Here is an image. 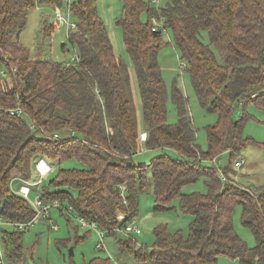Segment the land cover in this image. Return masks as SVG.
Wrapping results in <instances>:
<instances>
[{"label":"trees","instance_id":"1","mask_svg":"<svg viewBox=\"0 0 264 264\" xmlns=\"http://www.w3.org/2000/svg\"><path fill=\"white\" fill-rule=\"evenodd\" d=\"M64 2L0 0V64L13 79L9 88L0 85V218L23 223L33 216L21 197L9 193L13 177L34 180L38 159L59 164L74 158L81 168L59 169L46 185L40 184L41 197L67 203L106 235L116 238L113 229L137 215L138 193L146 190L148 178L154 210L172 209L177 200L179 210L190 216L186 236L155 226L148 249L136 245L131 237L135 233L119 238L120 251L132 255L136 264H217L219 256L239 264H264V186L252 189L229 179L231 163L222 168L221 178L220 165L210 160L226 152L231 159L246 144H257L242 134L245 114L238 120L232 115L248 103L264 111V0H122L117 24L134 68L144 140L136 127L128 67L113 53L95 0H71L67 7L76 23L67 39L77 48V62L39 56L43 39L54 29L47 22H42L35 57L20 42L27 16L37 4L61 7ZM154 19L171 30L200 107L217 115L216 122L204 128L206 150L195 141L187 97L175 82L170 98L177 120L166 122L168 94L157 61L166 42L162 31L151 30ZM141 144L159 152L150 159L149 177L145 165L132 158ZM260 146L264 152V141ZM166 149L174 150L176 157ZM139 165L145 169L142 177ZM200 178L204 193L181 192ZM237 204L241 224L253 235L252 247L234 230ZM118 210L126 211L124 221L117 220ZM23 232L0 230L3 264L24 263ZM107 262L94 258L88 264Z\"/></svg>","mask_w":264,"mask_h":264},{"label":"rangeland","instance_id":"2","mask_svg":"<svg viewBox=\"0 0 264 264\" xmlns=\"http://www.w3.org/2000/svg\"><path fill=\"white\" fill-rule=\"evenodd\" d=\"M122 4V0H95L97 15L105 25L113 53L117 58L123 60L128 67L132 99L135 107L136 127L138 132H141L144 129V125L142 122L141 101L134 68L124 48L122 29L117 24V20L122 15ZM161 5L162 1H159L158 6ZM56 8L59 10L64 21L73 20L68 14L65 2L61 7L37 4L35 8L29 12L26 26L21 32L19 40L28 48L30 56L35 57L38 52L36 43L41 39L39 33L42 22H47L48 28L51 29L49 24L54 21ZM67 33L68 31L65 25H58L57 28L53 29L49 37L43 39V48L39 56L58 62H70V59L74 58L77 54V48L68 41ZM202 37L203 40L207 42L205 34H203ZM162 39L166 42V45L159 51L157 61L168 94L166 103V122L174 124L177 120L176 110L170 98L171 87L175 82L177 88L187 97V106L195 129V141L202 150H206L207 145L204 128L207 125L214 124L217 120V115L208 113L200 107L186 71H182L179 68L181 61L180 53L175 47L173 34L169 28L162 31ZM62 44H64V49H61ZM9 78V70L4 64H0V85L2 84L4 88L11 87L13 79ZM242 113L246 116L242 127V134L245 138H249L257 144H246L239 152L235 153L231 159L228 155L229 152L223 153V155L216 160L220 165L217 172L219 174L222 172L223 167L231 163L229 169H232L233 172L231 175L229 174V179H234L239 185L253 189L264 186V152L260 146V143L264 141V111L257 108L252 103H248L243 107H236L232 118L238 120ZM140 140H144L141 139V135ZM165 152L175 157L177 155L176 152L171 149H166ZM158 153V151L146 149L143 144H141L139 151L134 154L132 158L135 163L145 165L147 169L146 175L149 177L150 173L148 171L150 169L148 164L150 159ZM213 158L215 157H212L210 160L212 161ZM241 158L244 160L243 165L235 168L233 166L234 162ZM206 161L209 163L208 160ZM47 163L50 166V171L43 178L42 185H46L48 180L58 173L59 169H80L82 166L74 158L60 162L59 164ZM143 167L144 166L139 165V169H137L139 177L145 175V169ZM205 191L206 188L202 178L194 183L185 185L181 189L182 193H204ZM33 198L34 193H31L29 199L32 200ZM61 205L63 207L61 210L56 207H50L47 220L40 219L24 230L22 244L25 261L23 264H88L89 261L94 258H107V264H136L132 255L120 251L117 245V240L119 238L125 239L127 237L125 233H118L116 238L105 235L103 237L104 248L98 250L95 248L96 243L99 241L96 232L94 230L82 228L79 217L73 211L68 212L64 209L66 207L68 208L69 205H67V203H61ZM240 217L241 206L237 204L232 212L234 230L249 247H252L254 245L253 235L247 227L241 224ZM116 218L118 221H124L127 218L126 211L118 210L116 212ZM189 222L190 216L185 215L179 210L177 200L173 202L172 209L162 211L154 210V192L148 178L146 190L138 193L137 215L130 221L133 226H138L141 230V233L138 235L131 234L136 245L146 249L150 248L153 244V228L157 225L166 226L170 233L179 231L186 236ZM1 229L11 230L12 227L0 226V230ZM70 250L71 254H69ZM0 253L4 259L1 241ZM217 264H239V262L237 259L219 256Z\"/></svg>","mask_w":264,"mask_h":264},{"label":"built area","instance_id":"3","mask_svg":"<svg viewBox=\"0 0 264 264\" xmlns=\"http://www.w3.org/2000/svg\"><path fill=\"white\" fill-rule=\"evenodd\" d=\"M66 6L69 8L70 6V1L71 0H64ZM159 22H156L155 19L153 20V26L151 27L152 31H156V30H160V31H164L165 28L162 27V20L159 19ZM160 23V24H159ZM53 25V28H57L58 25H65L67 31H73L76 28V23L73 22L72 20H65L62 18L59 10L56 8L55 9V17H54V21L51 23ZM78 61V57L77 55H75L74 58L70 59V63H74ZM179 68L182 71H185L187 68V64L184 60L180 61L179 64ZM17 113H20V109L15 110ZM146 134L142 133L141 134V139H145ZM215 158L212 159V163L214 164ZM244 163V160L241 159H237L233 166L235 168H238L240 166H242ZM217 169H219V167L217 166ZM50 171V166L47 163V161H45L44 159H38L35 162L34 165V176L35 179L34 180H30V179H23L20 177H13L10 181H9V193L17 195L19 197H21L32 209L33 211V216L29 221L26 222H18V223H11V222H7L4 221L3 219L0 218V226H11L12 228H16L18 230H26L28 227H30L31 225H33L35 222H37L38 220H44L48 218V211L50 209V207H56L59 209H63L62 205L59 203V201L54 200V201H45L42 199L41 197V193L39 191V187L40 184L42 183L43 178L48 174V172ZM219 176L221 178H223V174L222 172L219 173ZM17 185V186H16ZM122 192H124V187H121ZM31 193H34V198L32 200L29 199V196L31 195ZM66 209L68 212H72L71 207L69 206L68 208H64ZM79 222L81 224L82 228H87L88 230H94L98 236V242L96 243L95 248L98 250H102L104 248V242H103V237L106 235V232L104 230H101L95 223L93 222H88L82 218L79 217ZM115 233H125V234H130V233H135V234H139L140 233V228L138 226H133L130 222L125 223L124 225H122V227H116L113 229ZM0 259H1V264H3L2 262V255L0 253Z\"/></svg>","mask_w":264,"mask_h":264},{"label":"crops","instance_id":"4","mask_svg":"<svg viewBox=\"0 0 264 264\" xmlns=\"http://www.w3.org/2000/svg\"><path fill=\"white\" fill-rule=\"evenodd\" d=\"M139 133H141V134H142V133H145V129H143V130H142L141 132H139Z\"/></svg>","mask_w":264,"mask_h":264},{"label":"water","instance_id":"5","mask_svg":"<svg viewBox=\"0 0 264 264\" xmlns=\"http://www.w3.org/2000/svg\"><path fill=\"white\" fill-rule=\"evenodd\" d=\"M69 254H71V250L69 251Z\"/></svg>","mask_w":264,"mask_h":264}]
</instances>
